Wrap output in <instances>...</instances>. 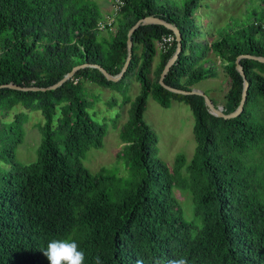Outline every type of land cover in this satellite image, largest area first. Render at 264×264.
<instances>
[{"label": "trees", "instance_id": "16d2710c", "mask_svg": "<svg viewBox=\"0 0 264 264\" xmlns=\"http://www.w3.org/2000/svg\"><path fill=\"white\" fill-rule=\"evenodd\" d=\"M122 1L101 30L107 13L96 0H0V85L45 88L89 64L54 89L0 87V264H49L43 254L49 240L66 237L78 242L85 264L97 256L103 264H166L173 257L189 264H264V63L239 59L248 89L232 118L211 114L199 94L174 93L159 83L176 49L164 25L134 30L131 59L118 81L92 66L116 75L126 60L128 30L147 15L160 17L181 35L164 82L190 90L218 76L220 66L227 84L222 106L229 113L243 87L237 56H264V5L261 18L252 9L251 22L227 19L208 30V39L194 17L206 0ZM168 34L173 40L158 50ZM129 74L141 87L118 133L127 175L104 167L93 173L82 159L102 147L106 126L87 113L84 84L120 90ZM149 95L163 107L183 102L194 117V152L189 160L178 154L172 168L158 157L157 135L143 119ZM16 105L43 118L37 156L28 163L15 155L27 112L16 110L5 121ZM176 187L189 191L191 216Z\"/></svg>", "mask_w": 264, "mask_h": 264}, {"label": "rangeland", "instance_id": "374dc122", "mask_svg": "<svg viewBox=\"0 0 264 264\" xmlns=\"http://www.w3.org/2000/svg\"><path fill=\"white\" fill-rule=\"evenodd\" d=\"M96 1L102 11L111 10L112 0ZM201 5L194 14L195 23L200 27L202 35L211 39L208 30L214 31L217 26L224 25L227 19L234 20L240 16L242 23H249L253 20L252 9L258 12L257 18H261L264 2L263 0H206ZM158 58L156 53L153 63L157 62ZM123 83L120 90L102 87L92 82L84 84L83 94L88 100L87 113L106 126L102 147L89 149L82 159L83 164L93 173L104 167L118 175H127L124 158L120 156L123 143L118 133L128 119L130 105L139 93L141 85L134 74L127 75ZM193 88L204 91L216 101V105H222L227 84L225 77L216 76L195 83ZM21 108L20 105H16L5 117V121H9L12 114ZM22 110L27 112V117L22 125L23 137L16 145L15 155L18 161L28 163L36 159L37 147L41 140L39 126L43 118L39 110L27 111L24 108ZM143 119L156 133L157 155L168 167L172 168L178 154L183 155L186 160L190 159L195 149L192 131L194 117L187 104L173 100L168 107H163L149 95ZM174 192L186 215L191 216L193 204L189 191L176 187Z\"/></svg>", "mask_w": 264, "mask_h": 264}, {"label": "water", "instance_id": "95a60500", "mask_svg": "<svg viewBox=\"0 0 264 264\" xmlns=\"http://www.w3.org/2000/svg\"><path fill=\"white\" fill-rule=\"evenodd\" d=\"M147 24H161L164 25L166 28H169L173 31L174 36H175V40H176V49L173 53V55L168 59V61L166 62V64L164 65L160 76H159V83L166 88L167 90L174 92V93H180V94H199L201 96H203L204 98V102L205 105L208 108V111L215 115V116H219V117H223V118H232L237 116L243 109V105L246 99V95H247V89H248V81L245 77L243 68L241 66V64L239 63V59L242 57H247V58H252L255 60H258L260 62L264 63V56H256V55H251V54H241L239 56H237L236 58V69L239 71V73L242 76L243 79V87H242V92H241V99H240V103L237 106V108L229 113H225L224 112V108L222 105H215L213 103V101L211 100V98L206 95L204 93V91L197 89V88H192L190 90H183V89H178L175 87H172L170 85H167L164 82V77L166 76L167 72L170 70L171 66L174 64V62L176 61L179 52L181 51V35L179 32V29L172 24L171 22H167L166 20L160 18V17H156L153 15H147L143 18L138 19L133 26L128 30L127 33V41H126V46H127V56H126V60L124 62V65L122 66L120 72H118L116 75H112L109 72H107L103 67H101L100 65L94 64L92 66L98 68L102 74L111 81H118L119 79L122 78L124 72L126 71L128 64L130 62L131 59V55H132V33L134 32V30L136 28H138L141 25H147ZM89 64H82V65H77L75 67L72 68L71 71H69L68 73H66L60 80H58L57 82H55L54 84L48 86V87H22V86H18L16 84L13 83H7L4 85H0V87H10V88H14V89H19V90H26V89H41V90H45V89H54L58 86H60L64 81L70 79L73 74L75 73V71L80 68V67H84L87 66Z\"/></svg>", "mask_w": 264, "mask_h": 264}, {"label": "clouds", "instance_id": "9594fccd", "mask_svg": "<svg viewBox=\"0 0 264 264\" xmlns=\"http://www.w3.org/2000/svg\"><path fill=\"white\" fill-rule=\"evenodd\" d=\"M43 254L49 264H85V252L80 249L78 242L70 237L49 240ZM94 264H103L99 256L95 257ZM137 264H143V261H137ZM156 264L161 262L156 261ZM166 264H189V262L185 257H173Z\"/></svg>", "mask_w": 264, "mask_h": 264}, {"label": "built area", "instance_id": "2783aa9c", "mask_svg": "<svg viewBox=\"0 0 264 264\" xmlns=\"http://www.w3.org/2000/svg\"><path fill=\"white\" fill-rule=\"evenodd\" d=\"M123 5L122 0H113L111 4V10L109 13L105 15V18L103 21L98 23V28L103 30L105 29L106 25H110L115 18V15L120 10L121 6ZM262 27H264V22L262 23ZM173 40V36L168 34L162 37L161 41L158 42L157 46L159 49L165 50L167 45Z\"/></svg>", "mask_w": 264, "mask_h": 264}, {"label": "crops", "instance_id": "0c3cea01", "mask_svg": "<svg viewBox=\"0 0 264 264\" xmlns=\"http://www.w3.org/2000/svg\"><path fill=\"white\" fill-rule=\"evenodd\" d=\"M104 12V14H106V13H109L110 11L108 10V11H103ZM218 62V61H217ZM219 63V62H218ZM155 64H156V62L155 63H153V66H155ZM223 75V76H222ZM218 76L220 77V78H224V74H223V72H222V69H221V67L220 66H218Z\"/></svg>", "mask_w": 264, "mask_h": 264}]
</instances>
